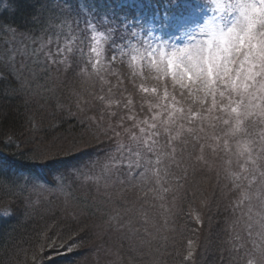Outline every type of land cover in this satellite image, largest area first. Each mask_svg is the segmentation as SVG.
Listing matches in <instances>:
<instances>
[{"label":"trees","instance_id":"obj_1","mask_svg":"<svg viewBox=\"0 0 264 264\" xmlns=\"http://www.w3.org/2000/svg\"><path fill=\"white\" fill-rule=\"evenodd\" d=\"M120 1L0 0V152L5 156L0 163V264H246L251 257L232 259L230 252V232L236 219L231 208L234 193L217 176L220 167L205 169L185 162L187 179L169 194L167 213L158 203L155 207L143 205V193L122 184L124 177L115 170L105 176L107 193L103 191L99 199L79 195L69 198V203L52 200V190H33L22 179L38 170L45 175L46 164L52 161L55 165L49 168L83 160L88 165L93 160L89 157L105 152L111 139L104 135L103 127L91 125L89 114L81 115L85 103L79 102L90 98L92 82L65 70L62 75L66 77L57 82L48 76L35 80L25 70L21 82L9 69L13 50L14 54H20L22 47L31 50L56 33L68 37L64 33L68 20L84 26L83 20L97 11H116L124 24L128 18L122 12L126 8L117 9ZM138 1L147 10L142 20L158 11L163 27L167 16L188 13L186 2L198 9L211 7L209 0ZM82 9L89 11L81 13ZM154 31L159 32V27ZM17 57L16 66L21 63ZM99 113L100 109L97 119ZM29 140L41 145L28 151L25 142ZM173 172L183 174L176 168ZM58 175L62 181V173ZM143 211H147V225L142 223ZM130 218L132 224L128 225ZM253 255L257 264H264L259 253Z\"/></svg>","mask_w":264,"mask_h":264},{"label":"snow or ice","instance_id":"obj_2","mask_svg":"<svg viewBox=\"0 0 264 264\" xmlns=\"http://www.w3.org/2000/svg\"><path fill=\"white\" fill-rule=\"evenodd\" d=\"M213 3L220 15L183 46L153 40L151 34L137 42L138 31L98 30L99 24L86 17L83 30L70 38L49 35L20 54L44 71L70 68L75 60L80 74L99 83L93 95L99 118H91L103 121L104 135L115 143L103 169L117 171L122 184L143 193V205L158 203L170 211L169 194L187 179L185 161L218 163L217 176L234 193L232 259L248 256L246 264H257L254 253L264 258V0ZM126 34L134 38L131 44ZM9 69L21 82L25 70L31 71L25 61L17 67L15 56ZM49 165L55 162L46 164L45 175L54 177L59 170ZM173 168L183 174L176 175ZM45 175L22 179L41 191L51 182ZM142 214L147 225V211ZM196 219L202 224L199 215ZM127 223L132 224L131 218ZM145 233L151 235L147 228ZM188 244L191 248L192 241Z\"/></svg>","mask_w":264,"mask_h":264},{"label":"rangeland","instance_id":"obj_3","mask_svg":"<svg viewBox=\"0 0 264 264\" xmlns=\"http://www.w3.org/2000/svg\"><path fill=\"white\" fill-rule=\"evenodd\" d=\"M118 0H115L117 2ZM227 2H230V0H227ZM211 4V3H210ZM186 7L188 8V13L182 14L178 17L174 15L167 16L165 19V26L163 27L164 21H160V13L158 11H154L153 15L149 16V19L142 20L143 17L147 15V10H145V5L142 8V6L139 4L138 0H121L120 4L118 5L117 9L122 7L126 8L122 9V12H125V17L128 18V20L121 24V18L120 15L114 11V14H112L111 10L103 13L98 12L95 15L91 16V20L93 22L98 23L100 27H98V30H106L108 28H115L118 31L123 30L125 33H131L132 31H138L141 33L142 36L136 37L135 39L137 42L143 40V36L147 37L149 34H151L153 40H157L159 42H165L168 44H175L177 46H183L184 43L187 42L188 38L195 34V32L198 30L199 27H201L204 23L211 20L214 15H216L215 10L211 7L208 10H205L204 8L198 9L196 5H192L188 2L185 3ZM85 10V9H84ZM87 12L89 10H86ZM100 14V15H99ZM107 21V23H104V21ZM157 23L159 25H157ZM76 22L73 23L71 20H68L66 22V31L64 32L68 37L70 38L71 35L76 34L80 30H83L84 26H80L79 28L75 29L76 26H78ZM112 26V27H111ZM159 27V32L156 33L154 31ZM74 28V29H73ZM161 30V31H160ZM159 33V34H158ZM124 39H126L127 43L131 44L133 39L130 35H125ZM91 42L88 41L86 47H90ZM25 50L24 47H22V52ZM13 56H18L17 58H20L21 61H23L20 57V54H18L13 50ZM24 59V57H23ZM28 60V59H27ZM28 65V67L31 69L32 78L36 80L39 78H43L41 76H48L51 77L53 82H57L58 80H63L66 76L62 75L63 70L67 72H74L72 75L79 78L81 77L86 82H92V91L90 94V98L84 101H81L79 103H85L83 105V108L81 110V115L89 114L87 116V119L91 122V125L99 126L100 123H97L96 120H93L91 117L95 116L98 112L99 106L95 105L93 101V95L96 94L100 88L99 83L94 78L86 77L79 73V67L75 60L72 63V66L70 68H65L64 66H54L51 67L50 71H44L43 66L39 63L33 64L32 61H25ZM17 64V63H16ZM19 67V65H17ZM121 70L123 74L128 73V69L126 65L121 66ZM76 74V75H75ZM36 77V78H35ZM72 78V77H70ZM93 80V81H92ZM127 82V81H126ZM139 82V81H137ZM82 98V96L80 97ZM45 143V141H43ZM26 150L28 151H34L37 146L41 145V143L36 142L34 140L25 142ZM110 146L105 152H96L92 156H90V159H93L90 164L85 165L87 162L86 160H83L81 163H62L61 166L56 167L59 171L56 173L54 177H52L51 184L54 186V188L49 187L50 185L45 186L46 189L52 190V194L49 196L52 198V200L57 199L56 202H65L69 203L70 199L75 196L79 195H85L89 196L93 199H99L100 194L104 191V193H107L106 188L107 185H109V181H104L105 176H108L110 172L105 173L103 166L105 163H107L109 155L115 150V143L114 141H110ZM24 146V144H22ZM91 145V144H90ZM92 146V145H91ZM90 147V146H89ZM42 148L44 149L43 145ZM51 152L53 151V148L51 147L49 149ZM3 153V152H2ZM0 152V163L5 162L4 161V154ZM88 157V156H87ZM6 159V158H5ZM88 159V161L90 160ZM85 162V163H83ZM188 163V161H185ZM193 165L194 162L190 161ZM189 162V163H190ZM200 167H204L205 169H208L207 166L197 163ZM210 167H220L218 163L210 161ZM6 168H3L5 170ZM114 171V170H113ZM39 174H41V171L38 170ZM62 173L63 180L61 181L59 178V175ZM18 177L20 174L17 175ZM72 177L76 178V181L72 180ZM113 183V180H112ZM115 186V184H114ZM113 187V184H112ZM169 212V211H167ZM166 212V213H167Z\"/></svg>","mask_w":264,"mask_h":264},{"label":"clouds","instance_id":"obj_4","mask_svg":"<svg viewBox=\"0 0 264 264\" xmlns=\"http://www.w3.org/2000/svg\"><path fill=\"white\" fill-rule=\"evenodd\" d=\"M209 2L212 5V8L215 10L216 9V5L213 3V0H209ZM216 15H220V12L218 10L215 11Z\"/></svg>","mask_w":264,"mask_h":264}]
</instances>
